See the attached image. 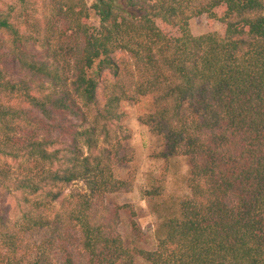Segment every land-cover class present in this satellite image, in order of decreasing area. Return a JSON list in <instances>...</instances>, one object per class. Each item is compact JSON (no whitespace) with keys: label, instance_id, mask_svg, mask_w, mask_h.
I'll return each mask as SVG.
<instances>
[{"label":"trees","instance_id":"16d2710c","mask_svg":"<svg viewBox=\"0 0 264 264\" xmlns=\"http://www.w3.org/2000/svg\"><path fill=\"white\" fill-rule=\"evenodd\" d=\"M122 1L0 0V264H264V0ZM147 97L187 193L141 250L109 195L120 103Z\"/></svg>","mask_w":264,"mask_h":264},{"label":"rangeland","instance_id":"374dc122","mask_svg":"<svg viewBox=\"0 0 264 264\" xmlns=\"http://www.w3.org/2000/svg\"><path fill=\"white\" fill-rule=\"evenodd\" d=\"M85 1L87 4L91 3V0ZM122 2L118 0L119 4ZM89 22L95 24L94 15L90 16ZM188 26L194 34L204 33L206 31L205 15L190 18ZM212 27L214 30H219L220 24L215 21ZM106 81L109 82L110 79L107 78ZM99 92L101 94V89ZM149 108V97L120 103L121 117L118 124L122 130L120 135L117 134L121 138L117 154L121 161L115 165L114 176L117 179L130 177L131 186L129 191L112 193L109 198L123 207L119 210L116 231L122 243L129 249H153L154 228L166 206L187 193L184 185L186 175L184 159L182 157L160 158L161 145L158 137L137 120V116L147 112ZM70 121L77 124L75 120L70 119ZM72 188H83V185L80 181H75L70 183L64 192L68 193ZM18 198L19 195H0V208L3 212L1 214L8 216L9 219L12 218L8 208L10 203L12 204ZM128 208L132 209V214L128 212ZM137 263L144 264L139 258Z\"/></svg>","mask_w":264,"mask_h":264}]
</instances>
